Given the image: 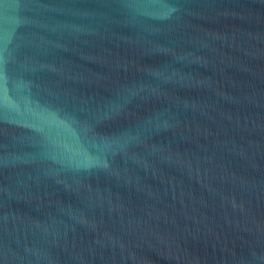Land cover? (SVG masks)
Masks as SVG:
<instances>
[{"label":"water","instance_id":"1","mask_svg":"<svg viewBox=\"0 0 264 264\" xmlns=\"http://www.w3.org/2000/svg\"><path fill=\"white\" fill-rule=\"evenodd\" d=\"M0 264H264V0H0Z\"/></svg>","mask_w":264,"mask_h":264}]
</instances>
